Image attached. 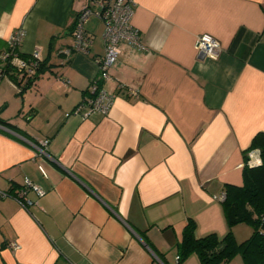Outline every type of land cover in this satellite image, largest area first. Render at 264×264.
Wrapping results in <instances>:
<instances>
[{"label": "crops", "instance_id": "obj_1", "mask_svg": "<svg viewBox=\"0 0 264 264\" xmlns=\"http://www.w3.org/2000/svg\"><path fill=\"white\" fill-rule=\"evenodd\" d=\"M86 1L0 0V53L22 27L19 50L45 61L22 91L0 79V190L14 194L27 176L46 191H29L28 210L0 196V264H202L179 258L185 225L222 238L218 196L242 183L251 152L260 159L246 150L264 132V0H132L144 48L120 43L100 82L116 94L108 113L82 117L74 107L90 96L102 21L86 22L87 53L62 50ZM202 33L219 58L197 54ZM42 139L51 158L30 143ZM232 232L240 242L252 228Z\"/></svg>", "mask_w": 264, "mask_h": 264}, {"label": "built area", "instance_id": "obj_2", "mask_svg": "<svg viewBox=\"0 0 264 264\" xmlns=\"http://www.w3.org/2000/svg\"><path fill=\"white\" fill-rule=\"evenodd\" d=\"M133 9L134 3L132 0H87L75 15L72 29L73 41L70 48L62 50L65 54H69L71 51L88 52L92 40L86 33L85 25L89 17L94 16L104 24V52L94 59L97 74L91 79L89 85L90 96L85 97L74 107V112L80 113L82 117H87L94 112L108 113L116 94L106 90L105 87L100 85V82L111 78L110 69L121 51L120 43L127 42L135 47L144 48L138 29L130 23ZM24 35L25 31L20 27L8 36L7 49L0 53V79L6 74V65L16 68L25 76H31L39 67L41 57L37 49H34L27 56H23V53L19 50ZM194 48L199 56L209 59H217L223 52L220 42L208 33L196 36ZM131 92L136 94L134 90H131ZM30 143L36 148L39 156L51 158L47 152L48 139L38 140V142L31 141ZM259 163V157H253V152H251L247 165L256 166ZM29 191L34 192L38 197L46 192L25 176L20 188L14 194L0 190V196H11L22 208L28 210L29 206L37 202L28 197ZM224 198L225 193L218 196L220 201ZM11 246L13 248L18 247L14 242L11 243Z\"/></svg>", "mask_w": 264, "mask_h": 264}, {"label": "trees", "instance_id": "obj_3", "mask_svg": "<svg viewBox=\"0 0 264 264\" xmlns=\"http://www.w3.org/2000/svg\"><path fill=\"white\" fill-rule=\"evenodd\" d=\"M39 63L31 76H25L16 68L6 65L5 76L22 91L40 75L45 61L40 60ZM252 149L259 150L260 163L249 166L245 162L242 166V183L225 184L222 206L228 226L227 233L222 238L215 233L198 238L194 234L195 223L189 220L178 243L179 258L195 252L202 264H226L239 254L244 264H264V132L255 134L246 152ZM239 223H246L252 228L250 236L240 242L232 232V227Z\"/></svg>", "mask_w": 264, "mask_h": 264}]
</instances>
